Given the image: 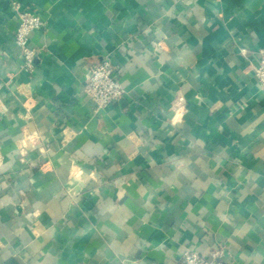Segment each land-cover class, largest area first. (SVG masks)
Returning a JSON list of instances; mask_svg holds the SVG:
<instances>
[{"label": "crops", "instance_id": "crops-1", "mask_svg": "<svg viewBox=\"0 0 264 264\" xmlns=\"http://www.w3.org/2000/svg\"><path fill=\"white\" fill-rule=\"evenodd\" d=\"M263 50L264 0H0V264H264Z\"/></svg>", "mask_w": 264, "mask_h": 264}, {"label": "built area", "instance_id": "built-area-1", "mask_svg": "<svg viewBox=\"0 0 264 264\" xmlns=\"http://www.w3.org/2000/svg\"><path fill=\"white\" fill-rule=\"evenodd\" d=\"M44 26L45 21L31 11L19 13L16 44L22 52L24 68L30 72L34 70L35 60L39 55L38 50L29 45L30 34L41 30ZM114 72V66L110 58L102 59L91 68L83 93L85 97L95 103L97 110L108 107L126 94ZM254 74L261 90L264 91V50L259 54V61L254 69ZM226 255L227 252L224 247L214 250L209 259L195 252H185L182 256L181 264H223Z\"/></svg>", "mask_w": 264, "mask_h": 264}, {"label": "clouds", "instance_id": "clouds-1", "mask_svg": "<svg viewBox=\"0 0 264 264\" xmlns=\"http://www.w3.org/2000/svg\"><path fill=\"white\" fill-rule=\"evenodd\" d=\"M179 118H180V117H179V116H177V117H176V121H179Z\"/></svg>", "mask_w": 264, "mask_h": 264}]
</instances>
